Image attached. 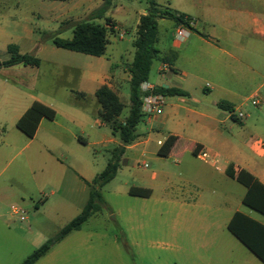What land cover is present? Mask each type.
I'll return each mask as SVG.
<instances>
[{
  "label": "rangeland",
  "instance_id": "1",
  "mask_svg": "<svg viewBox=\"0 0 264 264\" xmlns=\"http://www.w3.org/2000/svg\"><path fill=\"white\" fill-rule=\"evenodd\" d=\"M39 1L42 0L22 2L34 6ZM102 1L113 4L108 9L114 13L111 16L124 32L120 39L118 34H107L108 43L103 55L94 57L57 49L39 57L37 67L0 66V136L6 137L5 145L0 146L6 151L0 161V194L10 193V197L0 203V264H20L76 216L87 201V183L83 186L69 167L62 171L51 166L45 159L46 153L39 148L41 144L53 146L49 138L52 130L67 134L57 125L67 123L63 108L79 101L84 103L88 113L94 110L95 98L88 92L91 86L110 75L105 82L110 84L123 104L118 120L122 121L128 113L127 68L134 54L135 21L138 14L146 9V3L136 0ZM159 1L163 3L164 0ZM180 2L173 0L178 6H181ZM104 18L105 14L92 21L103 25ZM70 30H62L67 38L71 36ZM44 40L50 42V38ZM158 64V60H153L147 80L156 86L162 85L163 80L156 71ZM258 81L262 82L259 94L264 97V65ZM253 89V82L245 83L239 89L242 100H245L239 109L244 115H249L247 122L244 120L246 128L237 124L234 132L236 143L243 151L249 149L254 139L264 141V121L259 107L250 103L249 95ZM79 91L86 96H78L76 92ZM169 98L165 96V99ZM33 101L52 108L58 116L56 122L42 119L35 136L28 138L15 127V123ZM89 118L85 127H71L74 132L84 128L81 136L87 143L80 144L66 137V152L60 154L55 148L53 152L66 165H88L95 176L104 169L114 145L105 148L93 143L96 140L94 133L106 131L110 134V131L107 126L97 128L93 124L96 118L93 115ZM135 132L134 146L125 148L114 177L100 190L102 202L95 205L91 216L79 230L72 231L53 245L34 264H238L245 250H232V243L240 244L226 230L222 213L202 220L198 207L186 213L184 207L175 203L181 194L178 188H182L186 179L200 186L208 181L207 172L201 173L196 169L203 165L202 162L188 154L182 160L180 155L158 156L154 152L156 140L161 139L165 131L157 128L151 117L143 116ZM145 138L150 139L149 144H139ZM186 160L191 161L188 168L185 167ZM207 160H210L208 155ZM223 164V158H218L216 166ZM209 172L214 181L219 179V201H222V194L237 198L243 191L239 183L228 180L215 168ZM146 189L151 191L149 196L145 194ZM192 189L196 191V187ZM203 194L205 192L202 191ZM11 207L22 211L24 220L12 214Z\"/></svg>",
  "mask_w": 264,
  "mask_h": 264
},
{
  "label": "crops",
  "instance_id": "2",
  "mask_svg": "<svg viewBox=\"0 0 264 264\" xmlns=\"http://www.w3.org/2000/svg\"><path fill=\"white\" fill-rule=\"evenodd\" d=\"M22 1L0 0V62L8 58L6 52L8 45L17 46L18 52L21 54H32L37 58L45 52H56L55 50L60 48L55 47L51 40L45 42L46 37L42 38V33L52 34L59 29L61 22L76 21L87 17L91 11L103 4L102 0H49L51 3H44L42 0L30 7ZM158 2L189 17V27L185 26L189 35L184 41L178 43L175 41V31L183 25H176L173 21L164 18L156 20L157 41L155 46L159 52V59H157L159 64L156 71L163 78L160 86L177 87L187 93V96H171L169 99H165L162 113L151 117V120L156 123V127L163 128L165 131L162 133L161 139H157L156 142H164L170 136L175 137V142L165 157L180 155L182 160L184 155H191L203 164L200 168L196 167L197 171L207 172L208 175V181L201 186L186 179L182 188H178L181 194L178 200L175 199V203L184 207L186 213H191L192 208L198 207L199 217L202 220L222 213L225 219V228L235 212H240L264 226V216L242 204L241 199L245 193V188L242 185L243 191L237 198H230V194H222V201H219V179L214 181L213 175L209 172L215 168L216 171L222 172L225 178L233 180L225 174L227 166L232 165L234 171L243 169L264 185V141L260 138L249 141V149L243 151L234 138L236 125L246 128L244 120L247 122L249 115L246 114L243 119L236 122L231 120V112L217 106L218 101H225L232 107V111L238 110L245 101L242 100L239 89L245 83L252 84L253 82L254 89L249 97L259 101L255 107H259L258 110H260L264 121V97L259 94L262 82L258 81L262 77L264 65V0H181V6L173 3V0H164L163 3L158 0ZM110 7H113L111 2ZM145 12L146 9L138 14L135 27H137L139 17ZM113 14L109 9L105 12V17L114 22L111 28L107 26V43V34H118L120 39L124 33L121 32L120 26L111 16ZM164 22H171V24ZM57 36L69 39L72 36V31L69 38L62 31H59ZM162 58L165 59V62L160 60ZM162 64H165L167 69L161 70ZM109 76L103 77L100 82L91 86L88 92L90 97L95 98L94 110L88 113V110L83 106L84 103L79 101H75L74 106L72 104L65 106L63 114L67 123L64 126L57 125L67 134L63 135L61 131L52 130L49 138L53 142V146L39 145L40 150L46 153L45 159L51 166L62 171L68 167L71 168L83 186L96 176H93L90 167L84 163L66 165L54 155L53 149H57L60 154L65 153L67 147L64 138L66 137H71L80 144L87 143V140L81 136L85 131L84 128L74 132L71 127L76 125L85 127L84 125L89 123V115L96 117L93 124L97 128L107 126L97 117L99 104L94 93L97 87L102 84L111 88L110 84L105 82ZM127 77L129 79L128 71ZM232 84H234V88H231ZM151 85L158 87L154 84ZM76 94L80 97L86 96L81 91ZM90 100L93 102L92 99ZM57 116L58 114L55 112L53 122H56ZM76 120H78L77 124H75ZM17 136L14 135V137ZM94 137L95 145L105 148L108 145H114V147L119 145V141L111 132L108 134L106 131H100L94 133ZM134 142L126 148L134 146ZM149 142L150 139L145 138L139 144L148 145ZM5 143L6 137L1 135L0 146ZM159 148L160 146L156 144L154 148L156 154ZM34 152H36L35 155L38 154L37 149ZM201 153H206L210 160H207V157L203 159L200 156ZM5 154L6 151L0 149V161ZM218 158H223L224 164L221 167L216 166ZM190 163L191 161L186 160L185 167L188 168ZM73 165L78 168H74ZM86 186L88 187V185ZM192 187H196L195 192L192 191ZM146 191L149 196L150 189H146ZM202 191L205 194L202 195ZM8 197H10V193L0 194V203ZM237 242L240 245L232 243V250L235 252L241 248L245 250L238 260V264H264L243 244L238 240Z\"/></svg>",
  "mask_w": 264,
  "mask_h": 264
},
{
  "label": "trees",
  "instance_id": "3",
  "mask_svg": "<svg viewBox=\"0 0 264 264\" xmlns=\"http://www.w3.org/2000/svg\"><path fill=\"white\" fill-rule=\"evenodd\" d=\"M136 1H144L146 3V12L138 19L136 36L132 41L134 54L127 68L129 76V108L124 119L122 121L118 120L123 104L117 94L108 85H100L94 93L99 104L97 117L103 124L109 127L111 134L118 139L119 145L109 151L110 157L104 169L87 183L89 187L88 198L80 212L63 225L53 237L47 239L34 249L20 264H34L53 245L60 242L72 231L79 230L81 225L91 216L95 205L102 202L100 190L114 177L126 146L132 144L137 138L135 128L144 116L140 109L141 98L144 95L140 89V85L143 82H147L153 60L159 59V52L155 46L157 41L156 20L160 18L169 19L176 25L189 27L188 16L166 5H161L158 0ZM109 4L108 1H104L101 6L91 11L85 20L63 21L56 32L52 34L42 33L41 37L50 38L51 43L60 49L94 57L101 56L107 44V26L111 28L114 22L108 17L104 18L103 25L97 24L92 20L102 18L109 8ZM68 28L72 31L71 38L62 39L57 36L59 31ZM6 52L8 58L0 62L1 67L16 64L37 67L40 63L39 58L32 54L19 53L15 45H8ZM160 60L165 62L164 58ZM153 92L169 97L187 96L185 91L172 86H158L153 89ZM217 106L222 110L232 112V107L225 101H218ZM54 117L55 111L52 108L38 101H33L17 119L15 127L28 138H32L42 118L52 120ZM230 118L233 121L239 122L233 115H230ZM174 142L175 137H168L159 145L160 148L157 154L163 157L167 156ZM225 174L245 188V193L241 199L242 204L264 216V185L243 169L234 171L232 165L227 166ZM145 194L147 195L148 192L145 191ZM226 228L229 233L264 263L263 225L240 212H235L227 223Z\"/></svg>",
  "mask_w": 264,
  "mask_h": 264
},
{
  "label": "built area",
  "instance_id": "4",
  "mask_svg": "<svg viewBox=\"0 0 264 264\" xmlns=\"http://www.w3.org/2000/svg\"><path fill=\"white\" fill-rule=\"evenodd\" d=\"M189 35V32L186 30V27L179 26L177 30L175 31V41L178 43L184 41ZM167 69V66L165 64L161 65V70ZM153 87L148 82H143L140 85L141 91L144 93V95L141 98V105L140 109L144 116L146 117H153L156 115H160L162 113V109L165 105V96L160 93H154ZM252 106H257L259 104L258 100L251 99L250 101ZM230 115H233L236 119L241 120L244 118L243 112H241L239 109L236 111H232ZM161 141H157V145H161ZM200 156L205 159L207 157L206 153H201ZM11 212L14 215H18L20 220H24V217L22 216V211H19L15 207H11Z\"/></svg>",
  "mask_w": 264,
  "mask_h": 264
},
{
  "label": "water",
  "instance_id": "5",
  "mask_svg": "<svg viewBox=\"0 0 264 264\" xmlns=\"http://www.w3.org/2000/svg\"><path fill=\"white\" fill-rule=\"evenodd\" d=\"M165 87V86H164Z\"/></svg>",
  "mask_w": 264,
  "mask_h": 264
}]
</instances>
